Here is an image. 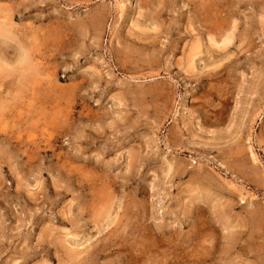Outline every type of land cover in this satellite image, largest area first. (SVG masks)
<instances>
[{
	"label": "rangeland",
	"instance_id": "rangeland-1",
	"mask_svg": "<svg viewBox=\"0 0 264 264\" xmlns=\"http://www.w3.org/2000/svg\"><path fill=\"white\" fill-rule=\"evenodd\" d=\"M0 264H264V0H0Z\"/></svg>",
	"mask_w": 264,
	"mask_h": 264
},
{
	"label": "bare ground",
	"instance_id": "bare-ground-1",
	"mask_svg": "<svg viewBox=\"0 0 264 264\" xmlns=\"http://www.w3.org/2000/svg\"><path fill=\"white\" fill-rule=\"evenodd\" d=\"M231 31H232V30H231ZM218 36H219V35H218ZM230 37H231V36H230ZM231 39H232V38H231ZM211 40H212L211 42H212L213 44L215 43V45H216V41L214 40V37H213V38L211 37ZM229 40H230V38H229V37H226V39L224 40V42H222V44H223V43L226 44L227 42H229ZM219 43H220V42H219ZM217 44H218V43H217ZM224 46H225V45H224ZM216 47H217V46H216ZM218 47H219V46H218ZM198 48H199V47H198ZM221 48H222V47H221ZM219 49H220V48H219ZM192 57H193V56H192ZM110 189H111V188H110ZM113 212H114V211H113ZM109 216H110V215H109Z\"/></svg>",
	"mask_w": 264,
	"mask_h": 264
}]
</instances>
